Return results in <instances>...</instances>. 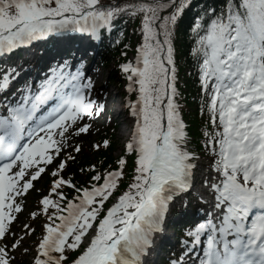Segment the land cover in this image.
<instances>
[{"label":"snow or ice","instance_id":"6c2138e0","mask_svg":"<svg viewBox=\"0 0 264 264\" xmlns=\"http://www.w3.org/2000/svg\"><path fill=\"white\" fill-rule=\"evenodd\" d=\"M192 6V0H0V61L61 33L99 40L124 15L140 18L142 37L134 62L120 66L127 92L136 96L126 105L132 128L125 156L115 169L81 168L92 173L87 186L64 173L83 151L74 141L92 133L106 108L92 98L94 82L81 62L65 59L15 95L16 68L0 71V264H146L170 204L190 191L201 160L188 147L176 102L173 40ZM191 31L201 87L209 93L203 150L215 177L205 186L218 212L187 232L191 244L170 264H187L198 250L192 264H264V0H228L219 13L205 9ZM109 146L104 140L92 148ZM127 155L135 158L134 175L120 192ZM45 175L47 193L29 213L44 222L29 245L32 224L13 229Z\"/></svg>","mask_w":264,"mask_h":264},{"label":"trees","instance_id":"16d2710c","mask_svg":"<svg viewBox=\"0 0 264 264\" xmlns=\"http://www.w3.org/2000/svg\"><path fill=\"white\" fill-rule=\"evenodd\" d=\"M108 3H115L116 0L107 1ZM135 2V0H119L120 4ZM228 0H192V7L188 10L184 18L179 22L173 40L175 48V62H176V87L178 95L176 102L179 105L180 116L186 125V131L190 137L189 149L195 151L197 155L203 154V146L205 131H211V126L208 123V116L206 109L202 108L207 104L208 95L202 90L201 81L199 77L198 62L193 55L195 48V35L191 31V27L197 17V14H203L205 9H214L215 13L221 12L227 4ZM208 17L205 16V19ZM141 21L139 17L121 16L112 25L111 32L106 39V47L102 48L105 55H109L114 62H122L127 57V53L132 51L135 42L140 36L137 32L140 31ZM141 32V31H140ZM126 52V54H124ZM115 73L118 70L115 69ZM104 140L110 142L107 149L95 151L92 145L101 143ZM91 140L78 138L74 143H79L83 151L77 155L75 162H70L64 175L71 179L79 186H87L90 182L91 172H81V168L91 169L93 165L97 169L104 171L107 169H115L117 167L116 161L118 157H114L117 144L115 136L109 130L98 136L93 143ZM120 156H125V153L120 151ZM119 156V157H120ZM128 164L126 166V178L121 182L120 192L127 190V185L134 175V156L127 155ZM51 182V177L45 175L44 178L36 183V190L32 191L28 196L33 209L42 195L47 193L48 186ZM71 195V193H70ZM119 195V192L116 194ZM107 207V203H106ZM43 218V217H41ZM35 233L32 237L40 235L39 221L35 220ZM177 234L184 237L186 232L181 227H176ZM73 254L71 258H74ZM161 264H169L168 261L162 259ZM20 264H26L21 260Z\"/></svg>","mask_w":264,"mask_h":264},{"label":"rangeland","instance_id":"374dc122","mask_svg":"<svg viewBox=\"0 0 264 264\" xmlns=\"http://www.w3.org/2000/svg\"><path fill=\"white\" fill-rule=\"evenodd\" d=\"M137 35L140 36L136 42V44H137L136 46L139 47V45L141 43L140 41L142 38L141 32L138 31ZM104 56H105L104 53H101L100 59H99V65L101 66L99 68V70H100L101 74H100L99 83H96V87H95L93 95L96 96L97 98H100V100H102V99H104L102 97L103 92L106 90V88L109 87L110 88V92H109L110 95H112L113 98L116 101H118V103L120 101H124L123 104L125 105L126 104V95H125L124 89H123V85L125 82L123 83L121 76L114 72L115 69L117 68V66H119V65L116 66V64L114 63V60L109 55L105 56V58H104ZM133 95H134V101H135V98H136L135 93H133ZM127 115L129 116L128 111L126 112V116ZM119 120L120 119H118V120H116V122H114V120L112 118L109 121H101V122L94 121L92 133L90 135L82 136L81 138L91 140L90 142L93 143V141L96 139V137L98 135H101L103 132L109 130L110 133H112L115 136V142L117 144L116 145L117 150L114 153V157H118L120 154V151L122 149H124L125 139L128 137L130 130L132 128V118L131 117L127 121L126 125L120 124V122H122L123 120L122 121H119ZM120 129L123 131V133H121L122 131H120ZM200 156H201V160L198 162V165L203 166L204 171L201 170V171H199V173H200V176L202 177V180L207 181L209 179H208V176L206 175L205 168L209 167L210 160H209V158H206V155H200ZM202 189H204V188H202ZM197 190H198V188H197ZM203 198L206 199V197H203ZM193 200L196 201L195 198ZM190 202H192V201H190ZM26 205H27V211L19 217L20 222L17 223L13 229L15 232L20 231V227L23 223H31L33 226V220L30 219L29 213L31 211H33L34 209L31 206L30 201H26ZM43 222L41 224H39L40 227H42ZM165 232L169 235V238L171 240H172L171 237L173 236V239H174L173 243H174L175 249L184 245V243H179L178 241L175 242L176 234H175L173 229H170V228L166 229ZM38 238L39 237L29 238L28 244L29 245L33 244ZM161 256H164V255L161 253L160 249H157L153 253V257L155 258L154 261H157ZM179 256H180L179 253H177V257H179ZM146 264H149V262H147Z\"/></svg>","mask_w":264,"mask_h":264},{"label":"bare ground","instance_id":"6f19581e","mask_svg":"<svg viewBox=\"0 0 264 264\" xmlns=\"http://www.w3.org/2000/svg\"><path fill=\"white\" fill-rule=\"evenodd\" d=\"M99 57H100V53L98 51L97 48H95L94 46H92L91 43L88 44V46L86 48H83L81 46V44H73L71 46V48L63 53H56L55 55H52L50 60H49V67H53L58 63H62L65 59H72L75 61H80V67L82 68V70L84 71L86 77L90 78L92 81H94V83H99V79H100V70L99 68L101 67L99 65ZM46 73L45 71H40V72H35L34 70H32L31 74H26L24 72H21L19 78H20V87L22 85L25 84V82H38L40 80H42L45 77ZM110 88H106V90L103 92L102 97L107 101L110 102L111 104H115L118 101H116L112 95H110ZM118 119H120L119 121L120 124L122 125H126L128 119L126 118L125 114H124V109H122L119 114H118ZM120 131H122L120 129ZM123 133V131L121 132ZM207 197L209 199V201H206L207 204L212 203L213 198V194L211 192H206ZM203 209H205L204 205H201ZM167 229V228H166ZM165 229V230H166ZM173 241V236L171 237ZM185 247L181 248L179 251H184ZM199 254V250L197 251V253L195 255H193L191 260H187V264H190V262L192 260H195L196 255ZM181 255V254H180Z\"/></svg>","mask_w":264,"mask_h":264}]
</instances>
